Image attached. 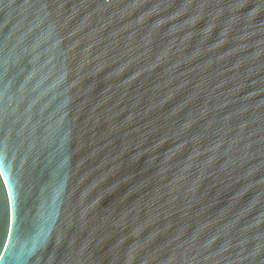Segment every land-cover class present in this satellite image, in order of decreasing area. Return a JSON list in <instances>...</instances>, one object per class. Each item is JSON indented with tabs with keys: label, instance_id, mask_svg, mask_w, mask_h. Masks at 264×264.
Listing matches in <instances>:
<instances>
[{
	"label": "water",
	"instance_id": "water-1",
	"mask_svg": "<svg viewBox=\"0 0 264 264\" xmlns=\"http://www.w3.org/2000/svg\"><path fill=\"white\" fill-rule=\"evenodd\" d=\"M0 264H264V0H0Z\"/></svg>",
	"mask_w": 264,
	"mask_h": 264
}]
</instances>
